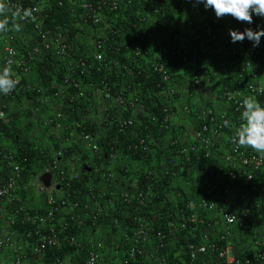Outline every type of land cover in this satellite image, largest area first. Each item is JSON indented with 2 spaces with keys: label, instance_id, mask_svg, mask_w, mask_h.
Here are the masks:
<instances>
[{
  "label": "built area",
  "instance_id": "built-area-1",
  "mask_svg": "<svg viewBox=\"0 0 264 264\" xmlns=\"http://www.w3.org/2000/svg\"><path fill=\"white\" fill-rule=\"evenodd\" d=\"M136 2V21L120 32L105 23L118 0H57L71 17L62 26L46 21L48 0H6L20 11L10 22L28 26L36 43L0 39V69L11 62L18 81L0 93V139L9 100L32 97L29 122L51 149L28 148L45 182L26 168L16 134L12 149H0V219L22 240L0 229V256L10 250V264H264V158L234 141L243 99L264 105V41L233 43L229 32L259 30L264 17L217 18L195 0ZM84 24L95 29L91 47L74 54L71 34ZM230 72L226 109L196 108L193 92L204 95ZM187 116L194 125L184 127ZM33 187L44 209L27 207ZM246 235L251 247L238 251Z\"/></svg>",
  "mask_w": 264,
  "mask_h": 264
},
{
  "label": "clouds",
  "instance_id": "clouds-1",
  "mask_svg": "<svg viewBox=\"0 0 264 264\" xmlns=\"http://www.w3.org/2000/svg\"><path fill=\"white\" fill-rule=\"evenodd\" d=\"M202 3L205 9H212L217 18L231 16L239 22L251 24L253 14L264 17V0H195ZM9 13L13 20L20 17V11L13 12L6 0H0V33L9 31ZM231 41H243L246 38L253 42V47L259 46L261 37H264V28L253 30L245 28L229 30ZM18 81L13 78L11 62L0 69V93L7 95L14 90ZM243 111L241 113L242 123L235 130L234 141L239 147L251 148L264 158V105H261L254 97H245L242 101ZM224 125L229 126L225 120Z\"/></svg>",
  "mask_w": 264,
  "mask_h": 264
},
{
  "label": "crops",
  "instance_id": "crops-1",
  "mask_svg": "<svg viewBox=\"0 0 264 264\" xmlns=\"http://www.w3.org/2000/svg\"><path fill=\"white\" fill-rule=\"evenodd\" d=\"M11 22L14 23L15 21H11ZM178 27H179V30H180V33H181V40H182V42H185L186 41L185 33L187 32V25L184 24L181 21V22H178ZM263 28H264V26H263ZM87 30H89V31H87ZM19 31H20L19 32L20 34H18V37L19 38H17L18 39V42L17 43L18 44H21L20 46H22L23 48L24 47H31V46H33L36 43L35 34L32 32V30H29L28 31V30L25 29V30L22 31V29H19ZM81 31H84L86 33H91V30L88 29V28H86V27L84 29H82ZM21 33H22V35H21ZM81 34L82 33L79 32L77 34V36L74 38L75 41H76L75 42V45L73 46V48L75 49V50H73L74 54L75 53L77 54V53H80L81 52V48H83V46L81 45V43H86L85 42L86 39H82ZM262 40L264 41V37H262ZM191 66L193 67L194 64H191ZM183 73H184V71H183ZM220 76H222V75H220ZM41 77H43V75H41ZM186 77L187 76L185 74H183L179 78V80L181 81V88L183 89L184 92L187 91V88H186L187 86L184 85V82L187 80ZM29 79H30V81L36 82V81H38L39 77L37 75H35V76L29 77ZM232 79H233V76H232L231 72L228 74V77L223 76L222 78H214L212 86H210L206 90V93L204 94V97H203L204 100H207V101L209 100V101L213 102L212 95H211L212 92H210V90L213 89V86L214 85H219V84H222V86H223V84H227L228 81L229 80H232ZM262 80H264V74L262 76ZM215 82H216V84H215ZM187 92H189V91H187ZM25 99H27V97H25V96H18L16 98V100L18 101L19 104H16L17 106H13L12 107V110H9V115L11 117V121H13V119H15V118L17 119L18 124H19L18 125L19 130L21 132L22 131L25 132V135H27L26 138H28L29 141H31V140H36L37 141L38 140L37 138L32 139L29 135H31V134L33 135L34 132L38 130V128H36L33 125H31V123L30 124H26V122L24 123V121L22 119L23 118L22 117L23 116V113H21L20 110H19V106L21 104L20 102L21 101H24ZM30 99L33 100L32 97H30ZM191 100H193V99H191ZM12 102H14V101H12ZM192 102L195 103L194 100ZM198 103L199 102H197L196 105H198ZM34 105L35 104L33 102V105H31L32 108L29 110V115H30V112L32 111V109L34 108ZM200 107H202V105L199 106L198 108H200ZM220 109L224 110L226 108H225V106L220 105ZM29 120H30V116H29ZM17 121H15V123ZM23 123H24V127H27V128L22 127V124ZM182 124H185L184 127H186L188 125H194L195 124L194 118H192V117H189L188 118V116H187V117H185V120L182 121ZM11 136L7 137L6 135H4L0 139V149L7 150V149H10L12 147V143L13 142L11 141ZM38 138L40 139L41 138V135H38ZM43 139H44V136H43ZM40 143H42V142H40ZM211 163H212L213 166H216L217 165L215 159H213ZM37 175H38L39 181H42V180H44L43 182L46 181V177L42 174V172H38ZM26 205L30 209H44L46 207L45 194L39 192L36 187L30 188V190L28 191L27 197H26ZM262 226L263 225H258L257 226V231L263 230V229H261ZM4 228H6V229H8L10 231V233L12 234L13 239L16 242H22V240H21V234H20L19 229H18L19 227H17V228L15 227L14 228L11 225V223L7 222L6 220L0 219V229H4ZM245 242H246V237L244 239L240 240V242L237 245L236 249L238 251H241L242 252V251L247 250L248 248H250L251 247L250 246V243H249V245L246 248ZM0 260H3L4 263H6V264H10L11 263V260H12V254H11L10 250H4L2 252V254H1V256H0ZM71 264H74V259H71Z\"/></svg>",
  "mask_w": 264,
  "mask_h": 264
},
{
  "label": "rangeland",
  "instance_id": "rangeland-1",
  "mask_svg": "<svg viewBox=\"0 0 264 264\" xmlns=\"http://www.w3.org/2000/svg\"><path fill=\"white\" fill-rule=\"evenodd\" d=\"M88 28L91 30V33H86L84 31H80L82 34H81V37L82 39H86L85 42L86 43H82L81 45L83 46V48H81V51L83 50H86V48H90L91 47V42H92V39H93V35L95 33V29L92 28L89 24H84V28ZM8 28H9V31L7 32H3V33H0V38H2L3 36H6V35H14L16 37V40L18 42V34H20L19 32V29H22L23 30H30V28L20 22H17L15 21L14 23L13 22H10L9 25H8ZM83 28V29H84ZM81 30V29H80ZM89 31V30H87ZM22 35V33H21ZM21 45V44H20ZM216 84V82H215ZM222 84H219V85H214L213 86V89L210 90L211 95H212V100L213 102L211 101H207V100H204V95L203 93H200L201 91H194L193 94L194 96L193 97H196V100H195V106L196 108H198L199 106H203L204 104H208V103H211L213 104L214 106H216L217 109H219L220 111H222V109H220V105H224L223 104V100L221 98V91H222ZM33 100H31L30 98L27 97V99H25L24 101H21L20 103V106H19V110L21 113H23V121L24 123L26 122V124H30L29 122V110L32 108L31 105H33ZM198 103V105H196V103ZM16 104H19L18 101L15 99L14 102H11L9 104V110H12V107L13 106H17ZM15 121H17V119H13V121H11V128L9 130H7L6 132L4 131V134H6L7 137H9L8 135H12V137L14 136V134L16 133H19L20 134V137H22L24 140H26V142H29L30 144V147H32L33 151H37V154H40V152H45V150L47 149L48 151L51 149L47 143H46V140L43 139V136H44V133L41 131V129L39 127H36L38 128L37 131L34 132V134L32 135H29L32 139L34 138H37L38 140H31L29 141L27 137V135H25V132L24 131H20L19 128H18V121L15 123ZM24 123L22 124V127H24ZM17 124V125H16ZM24 128H27V127H24ZM5 130V129H4ZM10 133H9V132ZM23 133V134H22ZM38 135H41V138L39 139L38 138ZM45 137V136H44ZM46 139V137H45ZM42 142V143H40ZM14 143H12V147L11 149L14 147ZM40 167H41V164L39 162H35L34 165L32 166V170H33V179H36L38 178V175L36 173L40 172ZM6 218V219H5ZM5 218L3 220H6L7 221V216H5ZM264 225L261 227V229H263ZM260 228V227H259ZM252 235H246V242H245V245H246V248L247 246L249 245L250 243V239H251ZM71 264V263H69ZM74 264H76V261L74 260Z\"/></svg>",
  "mask_w": 264,
  "mask_h": 264
},
{
  "label": "trees",
  "instance_id": "trees-1",
  "mask_svg": "<svg viewBox=\"0 0 264 264\" xmlns=\"http://www.w3.org/2000/svg\"><path fill=\"white\" fill-rule=\"evenodd\" d=\"M32 1H34V0H32ZM48 1H49V7H48L47 13H48L49 18L46 21H49L52 24H55L58 26H62L63 24L64 25L69 24V22L71 21V17L69 16L68 5H64L62 7H59L57 0H48ZM118 1L120 3V9L116 13L109 16L107 18V20L105 21V23L106 24H112V26H115L117 28V30H120V32H122V25L123 24H127V23H130L132 21H136L137 14L139 13V10H138L139 7H138L136 0H118ZM74 34H75V32H72V34H71V39L73 40V44H72L73 50H75L73 48V46L75 45V42H76L74 39L75 38ZM118 40L119 39L117 38L116 41H118ZM72 49H71V52L73 53ZM121 58H123V57H121ZM43 77H44L43 79H45V80L48 79V76H43ZM14 100H15V98L12 100H9L8 103L10 104ZM10 128H11V124H10ZM10 128H8V130ZM4 131H7V129H5ZM16 141L17 142L21 141V143L24 144V147L22 149V153L26 157L27 163L25 165H26V168H28V170L32 169V166L36 162V158H35L34 152L32 150H28V148L30 147L29 142H26V140H24L22 137H20L19 133H16Z\"/></svg>",
  "mask_w": 264,
  "mask_h": 264
}]
</instances>
